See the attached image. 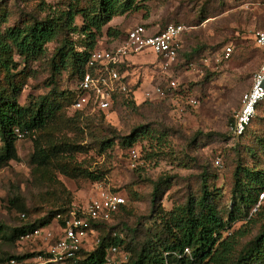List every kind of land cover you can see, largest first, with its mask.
Wrapping results in <instances>:
<instances>
[{
	"label": "rangeland",
	"instance_id": "374dc122",
	"mask_svg": "<svg viewBox=\"0 0 264 264\" xmlns=\"http://www.w3.org/2000/svg\"><path fill=\"white\" fill-rule=\"evenodd\" d=\"M94 1L0 0V27L11 26L29 15L43 17L51 10H66L70 3H76L80 9ZM137 4L141 7L139 11L115 17L103 28L105 31L112 27L119 35L103 34L97 39L95 49L117 45L126 31L138 24L152 27V32L167 24H180L184 34L176 59L157 58L148 52L139 54L130 69L131 83L136 84L127 101L133 104H123L125 98H117L107 112L85 111L79 119L78 132L73 128L61 132L64 140L85 150L72 152L65 161L100 174L98 180L71 179L51 169L53 178L59 182L54 190L53 184L36 178L29 165L33 137L17 140V160L0 168V225L7 230L24 223L16 201L31 212L27 215L28 221H33L42 218L53 204L58 205V194L61 200L70 199L71 204L82 207L99 189L117 193L124 199L125 213H120L118 219L131 225L149 215L152 182L161 177L171 178L172 183L163 188L160 202L162 209L169 211L173 203L183 202L186 191L194 188L196 191L203 172L210 175L208 181L219 190L220 213L226 216L232 208L230 191L236 164L264 168V155L255 142L264 140V104L257 108L244 137L236 139L230 135L241 96L250 88L252 77L264 60V48L254 43V34L264 31V0H137ZM75 24H81L79 16L75 17ZM72 38L78 39L77 35ZM55 46L57 42L48 44L45 55L28 64L20 104L25 105L29 97L55 91L71 93L74 89L76 78L69 66L60 71L52 69L51 54ZM226 46L231 47L227 58L222 53ZM75 49L81 50L79 45ZM170 82L175 83L174 88H169ZM156 86L162 89L163 96L153 94ZM146 92L151 93L149 97ZM192 100L196 101L194 105L190 104ZM65 112L67 117L74 113L70 108ZM145 120H157L168 132L176 134L169 133L166 142L144 140L131 147L117 140L103 154L87 148L105 135L108 138L125 136L132 126ZM203 135L207 136L202 138ZM245 148L256 153L254 159L250 152H244ZM132 149L136 150V160L130 156ZM239 225L235 223L234 228ZM54 226L55 219L42 229ZM123 234L119 227L116 235L127 240ZM254 234L255 230L251 236ZM38 242L21 241L15 246L0 245V248L25 254L39 249ZM127 258L128 252L118 247L111 264L125 263Z\"/></svg>",
	"mask_w": 264,
	"mask_h": 264
},
{
	"label": "trees",
	"instance_id": "16d2710c",
	"mask_svg": "<svg viewBox=\"0 0 264 264\" xmlns=\"http://www.w3.org/2000/svg\"><path fill=\"white\" fill-rule=\"evenodd\" d=\"M140 9L137 0H95L89 7L80 9L76 3H70L66 10H51L43 17L29 15L11 26L0 27V168L17 160V140L31 136L33 140L29 165L36 178L44 179L53 184V187L59 185V182L53 178L51 169L58 170L71 179L96 181L100 178V174L96 175L76 163L65 161V157L72 152L85 150L80 145L64 140L60 135L65 128H73L78 132L80 117L85 111H90L71 108L76 99V85L85 70L89 54L96 50H112L121 42L95 49L97 39L103 34L107 37L119 35L112 27H107L105 31L103 28L113 18ZM76 16L81 20L79 26L75 24ZM138 25L152 31L150 26ZM73 35H77L78 39H73ZM53 42H57V46L51 54L52 69L60 71L59 69L69 66L76 78L74 89L71 93L55 91L36 98L29 97L25 105L20 104L19 99L28 78V64L43 57L47 51L46 46ZM76 45H79L80 51L75 49ZM137 56L131 57L119 67L120 73H128L126 81L129 82V91L127 94H114L112 104L120 97L125 98L123 104H133L127 99L131 98L136 84L131 83L130 69ZM263 104L264 101L258 107ZM66 108L74 111L71 117L66 116ZM249 125L242 135L235 137L231 132L230 135L236 139L244 137ZM16 130L22 135L20 138ZM169 133L176 134L175 131L168 132L167 127L157 120H145L132 126L125 136L114 135L108 138L105 135L87 148L96 149L99 154H103L117 140L122 145L131 147L144 140L166 142L165 138ZM206 136L203 135L202 138ZM255 142L264 155V140L258 139ZM245 151L250 152L252 159L255 158L254 151L247 148ZM200 176L196 191L195 188L194 191H186L183 202L173 203L169 211L162 209L160 202L164 196L163 188L172 183L171 178L161 177L152 182L149 215L130 225L118 219L120 213H125L126 203L120 205L108 221H99L94 225L98 242L81 249L74 264H105V256L111 247H122L128 252L127 261L122 264H264V204H260L264 202V198L260 201V206L252 211L258 203L259 194L264 190V168L256 164H236L230 191L232 208L226 216L220 213V192L208 181L210 175L203 172ZM56 199L60 201L58 205L53 204L42 218L33 221H28L27 215L31 212L16 201V209L21 212L24 223L8 230L0 225V245L15 246L17 242L21 243L22 234L44 227L56 215L64 217L73 210L74 205L70 203V199L63 201L59 194ZM116 219L118 222L113 225L112 222ZM235 223L241 225L234 228ZM119 227L127 240L116 235ZM253 230L255 234L251 236ZM111 235L115 237L112 238ZM185 249H188L189 254H184ZM42 250L40 244L39 249L25 254H14L0 248V264H10L11 260L15 264H21L24 259Z\"/></svg>",
	"mask_w": 264,
	"mask_h": 264
},
{
	"label": "built area",
	"instance_id": "2783aa9c",
	"mask_svg": "<svg viewBox=\"0 0 264 264\" xmlns=\"http://www.w3.org/2000/svg\"><path fill=\"white\" fill-rule=\"evenodd\" d=\"M184 27L180 24H168L159 32L142 25H135L129 29L121 42L112 50H96L89 54L85 70L76 85V99L71 108L73 110L108 111L112 106L114 94H127L129 82L126 81L127 71L120 73L119 67L133 56L143 52H151L166 60L177 57L181 35ZM254 43L264 48V31L254 34ZM224 57L231 54V47L222 49ZM169 86L174 88L175 83ZM150 92H146L147 97ZM153 94L163 96L159 86L154 88ZM264 101V60L257 72L254 73L250 88L241 96L240 107L234 115L230 125V132L238 137L244 133L256 113L260 103ZM196 103L190 101L191 105ZM17 136L22 135L16 130ZM133 160L137 159L136 150L130 151ZM264 198V190L258 196V204ZM124 199L117 193H110L99 189L82 207L75 206L66 216L56 215V226L42 229L35 228L20 236V241L37 240L43 248L22 261L21 264H74L81 249L98 242L94 225L99 221H108L112 213L117 211ZM258 204L253 208L256 210ZM60 221V223H58ZM117 252L111 247L105 256V264L113 263V255ZM184 254H189L188 249ZM182 256V255H181ZM10 264H15L14 260Z\"/></svg>",
	"mask_w": 264,
	"mask_h": 264
},
{
	"label": "crops",
	"instance_id": "0c3cea01",
	"mask_svg": "<svg viewBox=\"0 0 264 264\" xmlns=\"http://www.w3.org/2000/svg\"><path fill=\"white\" fill-rule=\"evenodd\" d=\"M130 75H133V74L130 72Z\"/></svg>",
	"mask_w": 264,
	"mask_h": 264
}]
</instances>
